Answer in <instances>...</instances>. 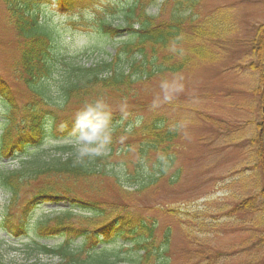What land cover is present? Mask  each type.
<instances>
[{
  "label": "trees",
  "instance_id": "trees-1",
  "mask_svg": "<svg viewBox=\"0 0 264 264\" xmlns=\"http://www.w3.org/2000/svg\"><path fill=\"white\" fill-rule=\"evenodd\" d=\"M45 1L0 0L16 45V58L8 66L25 90L24 101L18 103L0 76V102L5 109L0 159L16 162L10 170L0 167V191L9 210L17 208L19 213L16 223L9 221L8 214L0 219V230L9 237L28 239L34 257L36 252L56 258V264H172L173 229H161L156 214L144 208L137 211L126 200L165 177L163 161L173 166L182 121L153 111L157 107L153 104L139 107L133 116L136 129H123L124 118L108 105L112 100L137 102L138 85L162 84L165 76L182 73L195 59L210 62V47L233 32L231 16L219 9L201 17L195 12L198 0H165L157 17L147 13L152 0L127 4L113 0L97 7L100 0H54L66 14L81 10V15L86 7L95 8L81 23L108 59L86 67L72 60L59 28L42 18ZM106 45L112 46L111 52L105 51ZM251 52L247 68L258 76L251 94L260 105V121L249 123L254 124L255 134L248 147L252 170L258 173L254 178L263 186L227 215L248 214L255 219L250 241L253 249L262 252L264 264V25L257 29ZM96 100H102L111 114V142L107 155L81 160L74 144L75 117ZM132 152L133 162L129 158L120 166L112 164L114 157L127 158ZM125 184L135 190L124 188L119 200L108 197V192ZM61 203L67 208H45ZM35 210L48 214L38 217L29 230L28 217ZM158 212L180 220V211L159 208ZM185 235L191 236L187 230ZM58 238L62 242L54 247L41 243ZM193 255L203 264L220 257L196 251ZM259 261L253 256L249 264ZM0 264H10L1 249Z\"/></svg>",
  "mask_w": 264,
  "mask_h": 264
},
{
  "label": "rangeland",
  "instance_id": "rangeland-1",
  "mask_svg": "<svg viewBox=\"0 0 264 264\" xmlns=\"http://www.w3.org/2000/svg\"><path fill=\"white\" fill-rule=\"evenodd\" d=\"M112 1L100 0L95 7ZM117 1L127 4L131 0ZM152 2L147 3L151 4L147 11L156 15L165 0ZM44 7L42 18L59 28L62 43L74 62L88 67L108 59V55L97 47L94 34L81 23L95 8L86 7L88 10L80 15L81 10H73L71 14L62 12L54 0H46ZM219 9L227 10L231 15L234 29L230 36L210 47L211 62L198 64L195 59L193 66L182 73L165 76L162 84L138 85L137 102L112 100L108 105L111 112L124 116L126 123L122 122L120 126L126 129L134 127L133 116L140 106L151 107L153 104H157L153 111L163 113L171 121H182L174 142L173 166L169 160L163 161L165 177L150 189L131 194L126 200L131 201L135 210L144 208L150 210L151 215L156 214L161 229H173L175 260L172 264H203L194 259L195 251L208 256L220 254L212 264H249L253 256L259 257L256 264H262V252L253 249L250 241L255 219L248 214H227L240 200L256 194L263 186L261 180L257 185V178H254L258 173L252 170L248 147L249 139L255 134L254 124L249 123L260 121V105L251 94L258 76L247 70V65L253 59L251 46L257 29L264 25V0H198L195 12L203 17ZM111 18L109 16L108 20L116 24ZM15 48L13 31L0 4V76L21 103L24 87L12 77L8 66L16 58ZM104 48L106 52L112 50L111 45ZM4 118L5 109L0 102V131ZM129 158L134 161L133 152L127 158L114 157L111 162L120 166ZM0 167L10 170L16 167V162L0 159ZM174 174L179 178L174 179ZM124 188L135 190L125 184L122 189H114L107 195L119 200ZM5 200L6 196L0 191V219L8 214L9 221L16 223L17 208L9 210ZM159 208L180 211V220L160 214ZM38 215L40 213L35 211L28 217L29 228ZM185 230L191 236L187 237ZM59 242V239L42 241L49 246ZM0 249L4 261L10 264L57 262L56 258L36 255V252L34 257L28 239L9 237L2 230ZM190 257L193 259L188 261Z\"/></svg>",
  "mask_w": 264,
  "mask_h": 264
},
{
  "label": "clouds",
  "instance_id": "clouds-1",
  "mask_svg": "<svg viewBox=\"0 0 264 264\" xmlns=\"http://www.w3.org/2000/svg\"><path fill=\"white\" fill-rule=\"evenodd\" d=\"M111 114L102 100L86 104L75 117V148L79 159L106 154L111 142Z\"/></svg>",
  "mask_w": 264,
  "mask_h": 264
}]
</instances>
